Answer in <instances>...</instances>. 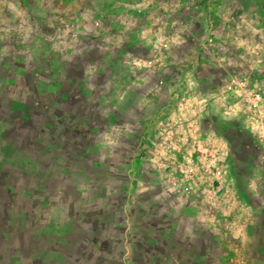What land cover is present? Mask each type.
<instances>
[{
    "label": "rangeland",
    "instance_id": "obj_1",
    "mask_svg": "<svg viewBox=\"0 0 264 264\" xmlns=\"http://www.w3.org/2000/svg\"><path fill=\"white\" fill-rule=\"evenodd\" d=\"M236 78L264 90V0H0V264H264Z\"/></svg>",
    "mask_w": 264,
    "mask_h": 264
},
{
    "label": "built area",
    "instance_id": "obj_2",
    "mask_svg": "<svg viewBox=\"0 0 264 264\" xmlns=\"http://www.w3.org/2000/svg\"><path fill=\"white\" fill-rule=\"evenodd\" d=\"M74 27H75L74 24H71L70 27H69V25L66 26L67 34H69L72 37H76L77 36V32H78V30L74 29ZM160 60H161L160 57L158 55H156V56L152 57L151 59H148L147 61H145L144 64H136V66H137V69L140 72L145 73L147 70L152 69L155 66V64L159 63ZM182 81H183V83L184 82L187 83V86L189 88L194 86L193 82L190 81V80H181L179 82L182 83ZM232 84L235 87H237L239 90L243 91L242 94L239 95V98L242 101H246L248 103L250 109H252L254 111H261V110L264 111V90L257 89L255 91H250V93H249L250 96L245 98V91L247 90V87H248V84H249L248 81H246L244 78H236V79L232 80ZM157 85L159 87L167 86V84L165 83V79L164 78H159L157 80ZM173 87L175 88V84H173ZM216 158L218 159L219 157H216ZM208 163L212 164L213 163V159H212V163H211V160ZM209 194H211V193H209ZM224 228H226V229H228L230 231L236 230V228L234 226H230V227L229 226L228 227L225 226ZM230 260H232V259H230Z\"/></svg>",
    "mask_w": 264,
    "mask_h": 264
},
{
    "label": "crops",
    "instance_id": "obj_3",
    "mask_svg": "<svg viewBox=\"0 0 264 264\" xmlns=\"http://www.w3.org/2000/svg\"><path fill=\"white\" fill-rule=\"evenodd\" d=\"M257 4H258V3H257ZM116 53H117V52H114L113 54H115V55H116ZM199 240H200V239H199ZM209 255H210V254H209ZM210 259H211V258H210ZM204 261H205V262H207V263H209L211 260L209 261V259H208V258H205V259H204ZM209 264H210V263H209Z\"/></svg>",
    "mask_w": 264,
    "mask_h": 264
}]
</instances>
